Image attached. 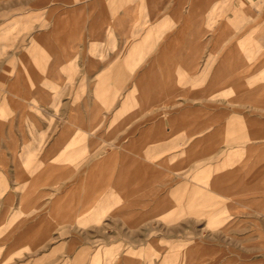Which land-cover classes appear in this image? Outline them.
Listing matches in <instances>:
<instances>
[{"label": "rangeland", "instance_id": "1", "mask_svg": "<svg viewBox=\"0 0 264 264\" xmlns=\"http://www.w3.org/2000/svg\"><path fill=\"white\" fill-rule=\"evenodd\" d=\"M110 1L0 0V264H264V106L239 98L264 89V0H222L226 13L212 0L210 27L200 32L212 37L195 46L216 50L213 67L224 51L246 60L212 70L228 75L212 85V117L203 91L177 95L166 103L171 112L194 104L195 117L151 142L135 133L142 116L110 133L122 95L84 84L97 71L77 68L84 47L142 44L146 0L135 3L125 37ZM203 1L195 0L196 21ZM164 2L151 21L163 19L165 36L153 44L185 46L166 35L187 28V0ZM219 25L227 37H216ZM163 113L161 121L173 119ZM124 186L129 197L119 196ZM77 190L99 195L81 204ZM61 210L74 218L61 219Z\"/></svg>", "mask_w": 264, "mask_h": 264}, {"label": "crops", "instance_id": "2", "mask_svg": "<svg viewBox=\"0 0 264 264\" xmlns=\"http://www.w3.org/2000/svg\"><path fill=\"white\" fill-rule=\"evenodd\" d=\"M146 2L147 4L145 5V7L148 9L146 10V14H148L150 18H148L145 22L146 25L144 26L143 30H140L142 32L139 36L144 38L142 40V44H139V41H130L127 44L125 43V46H116L112 43L109 46L103 47H101V44L92 45L96 48H93L92 46L84 47L80 51V53L86 56L82 58L81 62H77L79 65L77 68L97 71L85 74V77H83L85 80L84 84L100 86L99 90H101V88H103L104 86H109L108 91H112L113 93L119 92V94L122 95L119 101L123 105L121 106L120 104L121 107L119 106L116 109V115H112V117L117 116V113L120 112L122 113V115H119V118L114 122L110 133L116 132L122 125L130 127V125L134 123L132 121L134 118H139L142 116L144 117L141 122L142 128H140V131H135V133L139 132L146 135L150 134L147 142H151L155 140L158 141L168 139L171 135L180 133V128L183 124V121L179 119L180 117L187 118L188 124L190 123L189 119H191V117H195L194 104L183 106V109H178L176 110L177 113H173L171 112L173 108H170V106L166 105V103H168L169 101H173L177 95H185L184 93L186 92L187 95L190 96L191 94L192 96H194L195 90L198 93H202L203 91V94L205 96L204 105L205 107H208L210 112L212 101V85L220 84L223 79H227L228 77L227 73L223 74L221 71L212 72V70L227 69L228 67L233 68L235 65V67H237V64H239L240 62H244L246 59L243 55L239 54V51L233 52L234 54L232 52L228 54L226 51H224L225 55L220 56L219 60H217L216 58V60H214L219 61L217 62L219 65L213 67V58L211 57V54L215 53L216 50L213 51L212 47L210 46L207 48V50L204 48V51H202L200 50L202 49V47L195 46V38L212 37V35L206 34V32L205 34L200 33L201 31H204V29L206 30L208 27H210V12L212 8V0L203 1L204 16L202 20L198 19V21H196L195 16V0H187V9H185V15H187L188 17V21L186 24L187 28L172 30V33L166 35L169 37L186 39L185 46H181L180 44H175L173 46L153 44V38H163L165 36L163 32L166 29L164 28L163 19L158 22L159 25H154L153 21H151L152 19L161 17L160 15L163 16V7L165 5V2L164 0H146ZM135 3H137V0L110 1V5L112 6L110 7V9L115 11L117 13L116 15L118 16L112 24H115L117 26L119 32H121L124 37L126 36L125 31L132 28L130 24L135 17ZM222 6L223 2L222 0H220L219 8L221 13L223 11ZM108 7L109 6L107 5V8ZM223 12L226 13V11ZM224 19V21L226 22L227 19ZM100 20L102 22V18ZM219 20L222 21V18ZM219 26L220 32L216 34V37H227L228 34L225 33L227 31V25H225L223 28H221L222 25ZM92 30L94 31V29ZM62 32V29L58 30V35L60 36ZM217 43L218 41L215 39L213 45H219V43ZM63 44H65V42H62V45ZM201 53L204 54V60L202 62L199 61ZM220 53H222V51H220ZM256 57L257 56H255V58ZM225 64H227L228 66H226ZM197 69L202 71L197 74V72H195ZM95 91L98 92V89H96ZM110 94L111 93H109V95H103V97L95 100L96 103L93 105L92 109L99 110L100 112L102 106L101 104H99V102H107L108 100H112V95ZM206 95H209V98L206 97ZM239 98L254 100L264 106V89H257L253 92L248 93L247 95L243 94L242 92V95H240ZM178 100L187 103H194L193 99H191L190 97H179ZM165 110L169 112L166 117H170L173 119H170L166 122L161 121V119L165 116L163 113ZM161 111H163L162 114ZM94 115L95 118H93V120L94 123H96L97 116L96 114ZM99 116L100 113L98 114V118ZM207 117H212L211 112ZM176 118L178 119V121H174V119ZM192 121V123H194V120ZM165 124H169V127L163 128V125ZM124 132L126 134V132H130V130ZM187 132L189 133V131ZM165 134H167L166 137H160V135ZM116 140L119 139L116 138ZM210 140L211 136L209 137V139H207V141ZM125 141H127V139ZM28 161L31 162V160ZM67 161H69V159H67ZM127 163L128 162L124 161V166ZM113 164L119 165L120 163ZM30 165L31 163L29 164V166ZM33 166L39 167V164ZM49 170L53 169L50 168ZM30 171L31 173H34L33 169H30ZM122 172L119 175H115L116 178L113 182H115L114 187L116 188V182H122L121 179L124 176V171ZM97 174L100 175V171H98ZM47 175L48 174H46V176ZM92 177L94 178V174H92ZM128 178H130V182H134V179L136 181L144 179L131 178L129 176ZM124 189L125 186L122 188L121 195L119 196L129 197L130 193H132L133 191L131 189V186L128 189L126 188V193H123ZM32 191H34V189L28 190V192ZM96 194L97 192L95 193L94 191H92V193L88 191L84 193L83 190H77L75 195L77 199L76 202L83 204L84 198H90V203L93 201L94 197H98L99 194ZM116 195L118 196V192L116 193ZM69 201L71 202V199ZM71 212L66 213L61 210V213L59 211L60 215L58 216L64 220H72L74 218V215Z\"/></svg>", "mask_w": 264, "mask_h": 264}]
</instances>
